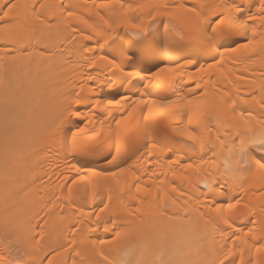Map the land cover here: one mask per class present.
<instances>
[{"label":"bare ground","instance_id":"1","mask_svg":"<svg viewBox=\"0 0 264 264\" xmlns=\"http://www.w3.org/2000/svg\"><path fill=\"white\" fill-rule=\"evenodd\" d=\"M0 17V264H264V0Z\"/></svg>","mask_w":264,"mask_h":264},{"label":"snow or ice","instance_id":"2","mask_svg":"<svg viewBox=\"0 0 264 264\" xmlns=\"http://www.w3.org/2000/svg\"><path fill=\"white\" fill-rule=\"evenodd\" d=\"M99 7H100V8H104V7H107V5L102 3V4L99 5ZM235 10H236V11H239V9H235ZM0 19H2V17H0ZM120 60H121V63H124V62H130L131 57H129L126 53H122V54H121V58H120ZM187 63H192V61H188ZM170 70H171V69H170ZM109 103H111V101H109ZM74 114H75V115H79L78 112H77V113H74ZM188 138H189L190 140H194V139H196V137H195L192 133H188ZM252 143L255 144V145H257L258 148H259V150H260L261 152H264V137H261L259 140L253 141ZM202 147H203V145H201V148H202ZM241 151H243V149H241ZM228 207H229V209H233V208L235 207V205H233V204H229ZM224 222H225V223H228L227 220H225ZM105 259H106V258H105ZM225 259H227V258H225ZM221 264H224V262L222 261Z\"/></svg>","mask_w":264,"mask_h":264}]
</instances>
